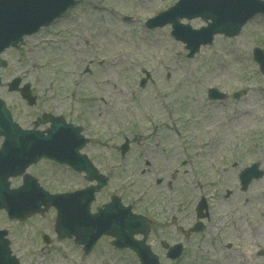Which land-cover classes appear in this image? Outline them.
<instances>
[{
	"label": "rangeland",
	"instance_id": "1",
	"mask_svg": "<svg viewBox=\"0 0 264 264\" xmlns=\"http://www.w3.org/2000/svg\"><path fill=\"white\" fill-rule=\"evenodd\" d=\"M173 1L78 0L67 17L3 54L8 66L0 72V95L23 126L42 111L63 112L99 138L92 140L98 149L89 146L86 152L101 169L122 165L99 201L110 190L122 191L123 201L151 221L148 243L160 264H264V176L246 191L235 179L254 158L264 170L263 80L251 58L254 46L264 51V14L237 37H217L187 58L168 28L142 30L147 17ZM140 68L151 75L143 87L135 81ZM20 74L38 98L34 106L6 88ZM209 85L229 98L203 101ZM234 92L244 93L235 100ZM124 135L137 142L120 158L116 146ZM29 171L51 190L83 181L48 161ZM12 182L20 184L21 176ZM203 194L210 217L200 232H191ZM52 214L15 222L0 211V228L9 231L20 264H139L106 237L86 255L72 241L55 240ZM177 243L184 249L171 261L166 251Z\"/></svg>",
	"mask_w": 264,
	"mask_h": 264
},
{
	"label": "water",
	"instance_id": "2",
	"mask_svg": "<svg viewBox=\"0 0 264 264\" xmlns=\"http://www.w3.org/2000/svg\"><path fill=\"white\" fill-rule=\"evenodd\" d=\"M70 3V0H0V51L9 46L16 45L24 34H30L44 22L46 16H55L63 11ZM195 5L196 10H190V6ZM206 6L201 0H180L168 12L164 13V20L173 24L174 33L178 39L193 40L192 44L197 46L200 42H204L207 38V29L203 31H191L188 26H182L177 23L178 18L183 16L191 17L202 15L199 7ZM241 7H231V3L226 0H215V3L209 5L206 14L207 18L213 21L210 27L213 31H218L219 28H225V33L235 34L239 27L246 19L242 18ZM58 16V15H57ZM233 24L226 27L223 24ZM230 28V29H228ZM211 34H208L210 36ZM190 43V42H189ZM4 104L0 101V133L5 136V145L10 146L13 140L9 137L13 127L10 124L9 118L3 109ZM61 124L53 125L54 129L61 127ZM34 136L37 134H33ZM20 138H26L28 133H19ZM39 140H47L48 137L38 136ZM27 148H32L28 143L24 142ZM74 150V153H76ZM49 152V151H47ZM73 152V151H72ZM61 156V155H60ZM78 159H81L78 161ZM65 161L73 166L81 165V169L87 168L88 173L91 169L86 167L85 160L78 155L67 156ZM78 168V167H77ZM19 169H16L18 171ZM4 194L2 196V193ZM14 192H7L5 187L0 191V208L6 209L10 217L23 219L28 215L38 211L39 205L43 200L36 199L39 202L30 200L28 204L23 202ZM52 202L45 199L44 203ZM57 209L60 213L59 221L57 220L56 228L61 237L75 236L78 243L84 244L88 248L95 240L103 233H111L115 235L117 245H129L140 256L141 261L145 264H157V258L151 256L149 249L145 248L143 242H135L131 240V235L135 231H142L143 220L138 217H131L128 212H125L118 203H111L97 214L91 215L88 213V206L81 212L76 204L72 202H57ZM118 215V216H117ZM138 226V230L136 227ZM144 227V226H143ZM0 264H18L16 259L10 255L7 247V241L4 239V232H0Z\"/></svg>",
	"mask_w": 264,
	"mask_h": 264
}]
</instances>
